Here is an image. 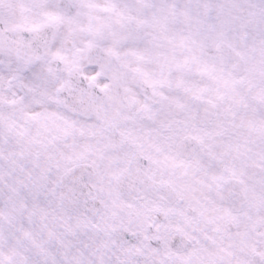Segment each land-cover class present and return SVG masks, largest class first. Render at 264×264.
<instances>
[{"label": "snow or ice", "instance_id": "1", "mask_svg": "<svg viewBox=\"0 0 264 264\" xmlns=\"http://www.w3.org/2000/svg\"><path fill=\"white\" fill-rule=\"evenodd\" d=\"M0 264H264V0H0Z\"/></svg>", "mask_w": 264, "mask_h": 264}]
</instances>
